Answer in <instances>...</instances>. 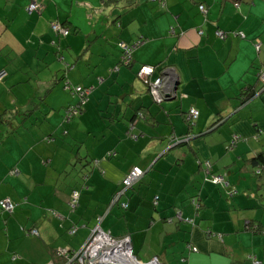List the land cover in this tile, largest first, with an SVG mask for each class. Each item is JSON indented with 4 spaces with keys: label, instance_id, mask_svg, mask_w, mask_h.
I'll return each mask as SVG.
<instances>
[{
    "label": "crops",
    "instance_id": "0c3cea01",
    "mask_svg": "<svg viewBox=\"0 0 264 264\" xmlns=\"http://www.w3.org/2000/svg\"><path fill=\"white\" fill-rule=\"evenodd\" d=\"M34 1L0 0V71L8 74L0 82V201L16 202L13 213L0 210V264L55 263V251L80 249L98 224L129 235L142 262L264 264V232L246 227L264 226V179L249 163L264 151V90L243 102L262 88L264 0H38L29 11ZM57 21L68 35L54 31ZM122 41L139 42L130 65H119ZM142 65L157 75L171 68L177 96L155 102L137 79ZM127 68L137 81L120 79ZM68 83L89 88L84 112L107 111L111 123L80 145L70 139L71 153L54 166L56 132H70L64 109L78 102ZM191 107L200 111L193 125ZM137 111L146 118L130 130ZM76 146L91 160L87 180L81 165L67 170L84 156ZM206 161L228 172L234 196L206 178ZM134 166L145 174L113 202Z\"/></svg>",
    "mask_w": 264,
    "mask_h": 264
},
{
    "label": "built area",
    "instance_id": "2783aa9c",
    "mask_svg": "<svg viewBox=\"0 0 264 264\" xmlns=\"http://www.w3.org/2000/svg\"><path fill=\"white\" fill-rule=\"evenodd\" d=\"M41 5L37 2H33L29 4L28 10L29 11H36L37 9H40ZM199 8L201 11L206 12L205 6L203 4L199 5ZM52 28L54 31H56L59 34L62 35H68L69 29L68 27L62 25L61 23L54 22L52 24ZM217 34L221 37H225L224 32L218 31ZM242 36H244V33H241ZM139 42H134L131 44H128L127 42H121L120 46L122 49V62L124 64H129L132 61L133 58V51L137 47ZM257 48H260V42L257 43ZM156 72L155 67L153 65H143L140 68V74L148 78H142L145 84H147L151 90V94L153 95V98L156 102H162L166 99L173 98L177 96V88L175 85V77L173 76V70L171 68H164L161 71V74L157 77L152 79V75ZM139 73V72H138ZM168 73V74H167ZM167 74V77L164 76ZM3 75L0 73V80L2 79ZM260 77L264 82V64L263 67L260 70ZM75 91L79 93L81 96L83 103H85V100L87 96L90 93L89 88H84L82 86H77L75 88ZM72 112L77 113L78 110L76 107H72ZM71 115V114H70ZM141 116H143L142 113H140ZM200 111L196 107H191L187 113V119L189 122L194 124L196 120L199 118ZM72 116V115H71ZM70 120V116H69ZM131 136L137 137L136 134L130 133ZM173 138V137H172ZM135 139V138H134ZM176 139V140H175ZM174 142L177 144L181 142L177 137L175 138ZM238 140V136L235 135L231 146L232 147L236 144ZM206 172L210 173L211 170V163L206 161ZM142 173V170L140 167H135L134 169V176H138ZM130 176L126 178L123 182L124 185L122 186L121 190H119L115 197L113 198V202H115L116 199L120 198L121 194L124 193L125 189H128V185H130ZM212 181L215 183H222L225 181V175L222 174H215L212 176ZM226 182V181H225ZM227 183V182H226ZM79 198V192L74 191L72 195V201L71 205L76 206L77 201ZM122 205L124 207L128 206L127 202H122ZM16 207V202L11 200L10 198L4 199L0 201V210L12 213L14 212ZM177 217L181 220H183L182 214H177ZM187 221H193L192 219H186ZM76 228L72 230L74 232ZM31 233L38 234L37 229H32ZM193 250H197L196 247L192 248ZM60 254L64 257V262L62 264H107L109 262H126L129 264H164L162 263L158 257H154L149 262H142L140 261L135 253L133 252L132 243H131V237L129 235L123 237V238H117L113 234H111L108 231H105L100 224L96 226L93 230L87 241L83 244V246L78 250H68V249H60ZM255 264H260L258 260L254 261ZM47 264H55L54 262L47 263Z\"/></svg>",
    "mask_w": 264,
    "mask_h": 264
},
{
    "label": "rangeland",
    "instance_id": "374dc122",
    "mask_svg": "<svg viewBox=\"0 0 264 264\" xmlns=\"http://www.w3.org/2000/svg\"><path fill=\"white\" fill-rule=\"evenodd\" d=\"M34 2H37V3H39L40 4V1H38V0H36V1H34ZM33 3V2H32ZM29 7V6H28ZM37 10H39V9H37ZM58 23H60V22H58ZM62 24V23H61ZM63 25V24H62ZM200 32V34H202V32L203 31H199ZM222 32V31H221ZM59 34V33H58ZM224 34H225V32H224ZM72 35V34H71ZM221 35H223V34H220V36ZM227 34H225L224 36H226ZM73 36V35H72ZM244 36H245V34H244ZM123 42V41H122ZM124 42H126V41H124ZM121 43V42H120ZM128 43V42H127ZM128 44H131V43H128ZM120 45V44H119ZM121 47V46H120ZM42 49V48H41ZM135 50V49H134ZM55 54H56V52H54ZM51 59L53 60V57L52 56H50V62H51ZM60 63H62V61L60 60V58H54V61H53V63L52 64H54L53 66H54V68L53 69H57L58 67H59V64ZM123 65H126V64H124L123 63ZM140 66V65H139ZM138 66V67H139ZM143 66V65H142ZM141 66V67H142ZM167 67V66H166ZM263 67V66H262ZM135 68H137V67H135ZM165 67H163L160 71H159V73H158V75H157V77L161 74V71L164 69ZM47 72V71H46ZM139 72V73H138ZM138 76L140 75L143 79L145 78H148V77H145V76H142L141 74H140V68H139V70H138ZM0 73H2V75H3V77H2V79L0 80V82L1 81H3V78L6 76V75H8V74H6V71L5 70H2V71H0ZM27 74V73H26ZM168 74V73H167ZM167 74L166 75H164V76H166L167 77ZM139 76V77H140ZM26 77V76H25ZM119 77H120V79L121 80H124V79H128V80H131V79H135L136 80V78H135V71L133 70V69H131V68H127L126 70H123V75H119ZM139 77H137V79H138V81H140L142 84H144L145 85V83H144V81L143 80H141ZM157 77H155V78H157ZM259 80H260V82H261V84H262V88L260 89V90H258V93H256L255 94V96L256 95H258L261 91H263L264 90V82H263V80L261 79V77H260V71H259ZM137 81V80H136ZM111 92L112 93H114L115 92V90L113 89V87H111ZM74 92H76V91H74ZM91 92V91H90ZM74 95L75 94H78L79 95V93L77 92V93H73ZM90 94V93H89ZM80 96V95H79ZM78 96V104H77V106L78 107H81L82 106V102H83V100L82 101H80V97ZM87 97H89V95L87 96ZM186 97V96H185ZM85 101L86 100H88V98H86V99H84ZM167 100V99H166ZM165 101V100H164ZM163 102V101H162ZM86 104H89V101H87L86 102ZM73 105V104H72ZM72 105H69V107H70V114L72 115V119H71V121H69L68 123H71V124H68V126H67V128L70 130V132H69V135H66V136H62L61 135V132L63 131V128H60L57 132H56V135L55 136H57L59 139H58V142H59V145H57V149H58V151H59V154H58V156L59 157H57L56 159H55V161H54V163H53V165L54 166H56V165H61V163H62V160H61V155H65V154H70L71 153V149H72V146H70V144H72L73 142H71V141H73V140H78V143H76V145H80V143L81 142H83V138H87L88 139V137L90 136V132L91 131H94L93 129H96V130H101V128H103L104 126H106L105 127V129H108V128H110V125L108 124L109 122L111 123V121H110V119L108 118V114H107V111H101L100 109H96V108H94L93 106H91L90 107V109L87 111V110H85V112H84V110L83 111H81L79 108H77V110H78V112L77 113H74L73 114V112H72ZM84 109H85V106H84ZM100 110V111H99ZM84 112V113H83ZM141 113H143V112H141ZM105 116V117H104ZM138 116H139V119H143V116H141L140 115V113L138 114ZM82 118V120H80V122H79V120L78 119H81ZM145 118V117H144ZM137 121H139L138 119H136V120H131V123H130V130H132V129H134V127H135V125H136V123H137ZM70 126V127H69ZM130 133H132L131 131H129V134ZM131 135V134H130ZM137 135V137H132L133 139L135 138V139H138L139 138V136L140 135H138V134H136ZM66 138H67V140H66ZM73 138V140H70V139H72ZM176 137H173V139H175ZM89 143H90V139L89 140H87ZM172 142V141H171ZM70 143V144H69ZM231 146V145H230ZM236 146V144L234 145V147ZM77 147V149H75V150H77L76 151V154H78V151L81 149V148H79V146H76ZM227 147H228V145H227ZM233 147V146H232ZM230 148V147H229ZM80 154L81 155H84L85 156V154H86V152H85V149H82V150H80ZM113 154V153H112ZM115 154V153H114ZM64 155H63V157H64ZM66 159V158H65ZM64 159V160H65ZM86 162H87V160L86 159H82V157H79V158H75V160L74 161H71V165H70V167L67 169V170H71V172L73 171V168H75L74 166H78V168H80L81 166H83L84 164H86ZM208 162H210V161H208ZM211 163V162H210ZM45 165V164H44ZM81 165V166H80ZM46 167H48V165H46ZM135 167H137V166H134V167H132V169L128 172V174L126 175V177L123 179V181L126 179V178H128V176H130V185H128L129 187H128V189H125V191H124V193L123 194H121V196H123V195H125L126 194V192L129 190V189H131V188H133L134 186H135V184L136 183H138L140 180H141V178L143 177V175L145 174V171L141 168V170H142V173L140 174V175H138V176H134V174H133V172H134V169H135ZM139 167V166H138ZM54 168V167H53ZM54 170H55V168H54ZM123 185H124V182H123ZM122 188V187H121ZM121 190V189H120ZM120 196V197H121ZM114 197H115V195H114ZM113 197V198H114ZM117 200H119V198L118 199H116L115 200V202L117 201ZM76 206H73L72 208L74 209ZM13 213V212H12ZM11 214V213H10ZM181 220V219H180ZM187 221V220H186ZM192 222V221H191ZM111 233V232H110ZM112 234V233H111ZM125 236H127V235H125ZM125 236H121V237H117V236H115V237H117V238H123V237H125ZM87 241V240H86ZM83 246V245H82ZM81 246V247H82ZM80 247V248H81ZM133 248V247H132ZM78 250V249H77ZM136 255V254H135ZM44 264H47V263H44Z\"/></svg>",
    "mask_w": 264,
    "mask_h": 264
},
{
    "label": "trees",
    "instance_id": "16d2710c",
    "mask_svg": "<svg viewBox=\"0 0 264 264\" xmlns=\"http://www.w3.org/2000/svg\"><path fill=\"white\" fill-rule=\"evenodd\" d=\"M201 4H203L204 6H205V4L204 3H201ZM205 9H206V6H205ZM206 11H207V9H206ZM225 32V31H224ZM225 34H228V33H226L225 32ZM55 46H56V42L55 43H53ZM120 44V43H119ZM119 48H120V50H121V57H120V62H119V65L120 64H122L123 65V62H122V54H123V52H122V49H121V47H120V45H119ZM57 49H59V48H57V46H56V50ZM57 51H60V50H57ZM134 52V51H133ZM132 55H133V53H132ZM133 59V58H132ZM132 63V61L129 63V64H126V65H130ZM261 70V69H260ZM154 74H156V73H154ZM153 74V75H154ZM152 75V76H153ZM157 75V74H156ZM157 77V76H156ZM152 79H154V78H152ZM147 85V84H146ZM78 86V85H77ZM77 86H75V85H70L69 83L66 85V89H68L69 91H71V93H77V92H74L75 91V88L77 87ZM147 88H148V91H149V93H150V95H151V97L153 98V95L151 94V90H150V88H149V86L147 85ZM255 92L253 93H247L246 94V97H245V99L243 100V102H245V101H247V100H249L250 98H252V97H254L255 96ZM75 95H77V97L79 96L78 94H75ZM80 97V101H82V98H81V96H79ZM88 98V100H89V97H87ZM88 100H86L85 101V103H83L82 102V106L81 107H78L77 106V104L79 103H76L75 105H72V107H76V108H79L81 111H83L84 110V106H86V102L88 101ZM153 100H154V98H153ZM155 101V100H154ZM156 102V101H155ZM158 103V102H157ZM159 103H162V102H159ZM141 112H143V111H137V113L134 115V117L132 118V121L133 120H136V119H138V120H140L139 119V116H138V114L139 113H141ZM188 113V112H187ZM143 114V119H144V117L146 118V115H145V113L143 112L142 113ZM69 116H70V121H71V119L73 118L71 115H70V107L69 106H67V107H65V109H64V115H63V117H64V119L66 120V119H69ZM69 122V121H68ZM188 123H189V125H193L191 122H189L188 121ZM217 123V122H216ZM216 123H214L213 124V126H215L216 125ZM10 124V123H9ZM235 136V135H234ZM234 136H233V138H234ZM230 146V145H229ZM89 156V155H88ZM88 156H83L82 157V159H86L87 160V162H86V164H84L82 167H81V170L82 169H84V168H86L87 170L85 171V173H84V175H85V180H87V176L90 174V168L88 169V164L91 162V160L88 158ZM249 163H251V168L253 169V171H251V173H253V175H255L256 177H258L259 179H264V151H262V152H260V153H258V154H256L255 156H253L251 159H249ZM203 166H204V169H205V174H207V175H205L206 176V178L208 177V179L213 183V184H215V185H222L224 188H225V190H226V192H227V194L230 196V197H232V196H234V194L237 192L234 188V186H232L230 183H229V181H228V172H225V173H222V175H225V181L227 182H222V183H215V182H213L212 181V176L213 175H215V174H217V173H214L213 172V169H212V163H211V170H210V173H207L206 172V166L203 164ZM84 188H88V184L87 183H84V186H83ZM74 191H78L79 192V195H80V190L79 189H74L73 190V193H74ZM119 191V190H118ZM117 191V192H118ZM73 193H72V195H73ZM116 194V193H115ZM71 201H72V199H71ZM77 203H78V201H77ZM246 227H247V229H249V230H251V231H253V232H258V233H263L264 232V226H260V224H258V223H256V222H254L253 220H247V222H246ZM34 229V228H33ZM36 229V228H35ZM31 231H32V229L29 231V233H31ZM37 232H38V234H34V235H39V231H38V229H37ZM33 234V233H32ZM56 257H58V260H57V258ZM61 257H63L61 254H60V252L57 250V252L55 251V258H56V264H62L63 262H62V260H61ZM64 258V257H63ZM256 259L254 258V261H255Z\"/></svg>",
    "mask_w": 264,
    "mask_h": 264
},
{
    "label": "water",
    "instance_id": "95a60500",
    "mask_svg": "<svg viewBox=\"0 0 264 264\" xmlns=\"http://www.w3.org/2000/svg\"><path fill=\"white\" fill-rule=\"evenodd\" d=\"M176 88H177V86H176ZM107 264H129V263L113 261V262H109V263H107Z\"/></svg>",
    "mask_w": 264,
    "mask_h": 264
}]
</instances>
